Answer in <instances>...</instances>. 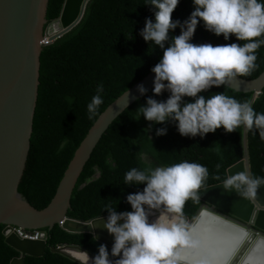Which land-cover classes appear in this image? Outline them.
Returning a JSON list of instances; mask_svg holds the SVG:
<instances>
[{
	"label": "trees",
	"instance_id": "16d2710c",
	"mask_svg": "<svg viewBox=\"0 0 264 264\" xmlns=\"http://www.w3.org/2000/svg\"><path fill=\"white\" fill-rule=\"evenodd\" d=\"M64 2L50 0L49 23L59 19ZM144 3L145 0H92L83 19L72 31L43 47L31 146L18 185V192L34 208L43 209L51 201L69 161L94 121L126 90L147 76L158 62L161 51L148 47L138 35L145 18H152V10ZM191 10V0H179L171 18L183 21ZM178 34L179 29L171 32V35ZM191 40L213 45L235 42L231 36L228 41L213 36L199 23ZM256 56L257 67L240 78L251 80L264 70V46L256 50ZM98 83L104 86L103 103L98 107L96 117L89 120L86 105ZM220 91L238 101H249L251 97L249 93L234 92L224 85L210 88L203 94L207 96ZM166 95L162 93L153 98L163 100ZM147 96H151V90L126 108L102 135L72 192L67 217L89 221L105 216V205L117 212L129 210L124 197L143 187L123 184L124 173L132 167H162L181 160L196 162L208 170L202 189L222 183L227 168L242 159L241 128L227 134L217 129L205 134L203 139L181 137L174 125L168 123L163 125L167 129L163 136L154 134L155 129L161 127L158 124L144 131L148 122L142 116L138 120L132 118ZM252 107L264 113V87ZM246 141L250 173L264 177V141L252 132H246ZM217 163L219 169L215 167ZM200 205V201L189 199L185 201L182 213L193 218ZM2 228L0 226V264H9L19 254L4 243ZM43 231L47 233L44 255L25 256L24 264H77L49 249L70 244L95 255L101 244L91 234L69 233L58 224Z\"/></svg>",
	"mask_w": 264,
	"mask_h": 264
},
{
	"label": "clouds",
	"instance_id": "9594fccd",
	"mask_svg": "<svg viewBox=\"0 0 264 264\" xmlns=\"http://www.w3.org/2000/svg\"><path fill=\"white\" fill-rule=\"evenodd\" d=\"M178 3L179 0H145L152 18H145L138 35L148 47L159 49L161 56L150 69L151 96L137 106L132 119L142 116L148 122L144 131L161 125L155 129L156 136L166 134L163 125L168 123L181 137L203 139L217 129L227 134L242 128L264 141V113L255 111L250 101H238L223 91L203 94L247 76L257 67L256 50L264 46V0H191L192 10L183 21L171 18ZM198 23L213 36L223 41L231 36L235 42L193 43ZM174 29H179L178 35H171ZM146 91L142 84L136 86L140 96ZM103 92V84L98 83L86 105L89 120L96 117ZM162 93L167 94L165 99L153 98ZM123 95L127 96V90ZM68 100L71 103V98ZM140 158H144L143 154ZM215 167L219 169L220 164ZM207 177L205 166L188 160L128 169L123 184L143 187L124 197L127 211L104 206L106 216L99 226L111 237V247L99 244L88 264H177V246L189 243L181 219L183 205L189 199L199 201L198 190ZM261 185L264 177L245 170L226 177L222 188L254 196ZM99 220L94 218L88 226H98L94 222Z\"/></svg>",
	"mask_w": 264,
	"mask_h": 264
},
{
	"label": "water",
	"instance_id": "95a60500",
	"mask_svg": "<svg viewBox=\"0 0 264 264\" xmlns=\"http://www.w3.org/2000/svg\"><path fill=\"white\" fill-rule=\"evenodd\" d=\"M91 1L65 0L59 19L49 23L47 13L50 0H0V226H3L1 235L4 243L19 254L9 264H24L25 256H43L47 238V233L43 230H50L60 222H63L61 228L69 233H88L97 242L111 247L94 235L95 230L84 228V224L94 218L79 221L67 217V212L72 192L91 153L110 124L142 97L136 92V86L142 84L147 90L145 94L151 90V72L128 89L127 96L123 93L112 102L94 121L76 148L47 206L38 210L18 192L31 146L44 41L47 38L49 43H53L72 31L83 19ZM53 23L59 24L61 31L51 36L48 26ZM224 86L234 92L251 94L249 101L252 104L264 87V70L254 79L237 77ZM241 132L242 159L227 168L226 177L231 176V169L239 164L243 165L244 171L250 172L246 132L242 128ZM222 184L223 182L207 186L198 191ZM234 197H238L239 201L232 206L231 203L222 205L200 197L201 205L195 216L188 218L181 213V219L188 229L200 211L205 210L227 224L241 227L264 239V185L257 188L254 196L235 193ZM69 222L76 227L68 228ZM14 228L39 231L38 239L19 238L14 233ZM238 236L239 234H233L231 240L238 243ZM257 246L255 245V250ZM49 250L77 264H88V259L94 256L90 251L70 244H59ZM255 250L254 247L251 249L249 257ZM179 263L189 264L188 261Z\"/></svg>",
	"mask_w": 264,
	"mask_h": 264
},
{
	"label": "bare ground",
	"instance_id": "6f19581e",
	"mask_svg": "<svg viewBox=\"0 0 264 264\" xmlns=\"http://www.w3.org/2000/svg\"><path fill=\"white\" fill-rule=\"evenodd\" d=\"M48 29L49 35H54L61 31L59 24H51ZM255 78V77H254ZM244 171L242 164L237 165L230 171V175ZM200 192V197L213 202H220L222 205L231 203V206L238 202V197H234L235 191H225L222 185L205 189ZM152 217H150L151 219ZM104 217L94 222L98 226L89 227V223L84 224V228L96 231L94 234L98 239L105 241L111 246L112 239L103 230L101 225ZM68 228H75L71 222L67 224ZM189 243L178 245L176 248V256L179 259H187L189 264H258L257 257L249 253L251 245L264 244V239L257 235H253L247 230L227 224L220 220L219 217L211 215L205 210H201L193 223L187 229ZM233 234L241 235L242 239L237 243L231 240ZM237 243L236 247L234 246ZM231 246V248H230ZM255 250V248H254ZM78 255V254H77ZM214 259V260H209ZM190 260V261H189ZM195 260V261H194ZM180 264V263H179Z\"/></svg>",
	"mask_w": 264,
	"mask_h": 264
},
{
	"label": "built area",
	"instance_id": "2783aa9c",
	"mask_svg": "<svg viewBox=\"0 0 264 264\" xmlns=\"http://www.w3.org/2000/svg\"><path fill=\"white\" fill-rule=\"evenodd\" d=\"M45 46L50 45L49 40L46 38L44 41ZM63 222H60L58 225L61 227ZM14 233L22 239H31V240H37L39 236V231H26L20 228H14Z\"/></svg>",
	"mask_w": 264,
	"mask_h": 264
},
{
	"label": "rangeland",
	"instance_id": "374dc122",
	"mask_svg": "<svg viewBox=\"0 0 264 264\" xmlns=\"http://www.w3.org/2000/svg\"><path fill=\"white\" fill-rule=\"evenodd\" d=\"M51 26H52V25H49V26H48V29H50ZM241 239H242V237H241V235H239V236H238V240L240 241ZM239 241H238V242H239ZM253 247L255 248V246L251 245L249 248L251 249V248H253ZM253 255L257 257V263H258V264H264V244H263V243L257 246V248H256V250L254 251ZM186 260H187V259H179L178 262H179V261H180V262H181V261H182V262H185Z\"/></svg>",
	"mask_w": 264,
	"mask_h": 264
}]
</instances>
